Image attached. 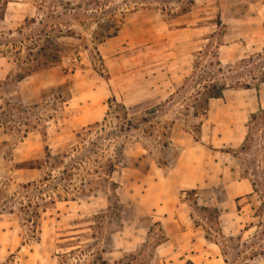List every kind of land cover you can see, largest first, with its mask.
<instances>
[{
  "label": "rangeland",
  "instance_id": "rangeland-1",
  "mask_svg": "<svg viewBox=\"0 0 264 264\" xmlns=\"http://www.w3.org/2000/svg\"><path fill=\"white\" fill-rule=\"evenodd\" d=\"M194 1L183 14L189 0L9 3L0 33L53 12L67 34L61 43L76 48L79 59L21 80L7 77L12 65L0 59L2 96L38 105L25 115L35 126L27 133L0 128V264H225L220 245L232 236L263 250L248 264H264V0ZM114 28L116 35L105 37ZM213 83L225 84L223 98L207 100ZM62 95L68 100L61 104ZM114 102L135 116L151 111L148 121L120 129ZM170 131L199 141L198 177L210 169L212 142H237L218 157L253 189L221 204L219 226L214 200L203 210L187 199L180 180L186 158L172 159ZM73 148L98 150L103 161L120 149L110 181H99L94 156L76 164L80 169L71 166L68 179L52 180L49 173L60 169L47 165L29 168L47 152L77 154ZM206 183L201 195L209 200L211 179ZM166 199L167 217L154 221L162 216L153 215L154 206ZM181 202L190 207L187 220L176 219Z\"/></svg>",
  "mask_w": 264,
  "mask_h": 264
},
{
  "label": "trees",
  "instance_id": "trees-1",
  "mask_svg": "<svg viewBox=\"0 0 264 264\" xmlns=\"http://www.w3.org/2000/svg\"><path fill=\"white\" fill-rule=\"evenodd\" d=\"M12 1L14 0H0V21L4 20L8 5ZM189 3V6H180V14L189 12L195 4V1L189 0ZM58 17L59 16L53 12H47L44 17H41L40 19L35 17L26 18L25 25L18 28L15 32L10 30L7 33H0V59H6V62L12 65L11 72L7 77L13 75L18 80H21L33 74L60 66L63 64L65 58L69 59L71 65L75 63V60L79 59V52L76 48L74 49L61 43L60 39L67 34H63L64 30L56 21ZM118 30V28H114L112 31H109L105 37L116 35ZM67 33L68 36H71L74 34V31L69 29ZM97 35L99 36L100 33H97ZM95 39L98 38L96 37ZM2 86L3 80L0 79V128L4 131H10L13 133H20L22 129L27 133L30 129L35 128L34 124H32L30 120H27L28 118L25 115L31 114L30 110L37 108L38 105L25 107L5 99L1 93ZM209 87L207 88V100L210 98L223 97V92L226 89L225 84L219 85L213 83L209 85ZM59 98H61L59 100L61 104L68 100V96L66 95H62ZM113 109L118 120L122 122L120 129L137 128L143 123L145 124V122L148 121V116L151 114V111H149L143 116L131 115L127 111L126 106L120 102H114ZM13 110H18L20 114L12 112ZM207 110L208 108L205 107L204 114L208 112ZM24 117L26 120H24ZM38 121L39 123H42V118H38ZM166 128L167 126L165 129ZM99 130L103 131L104 128H99ZM163 136H166V132L163 133ZM99 140L100 137L97 136L90 142V144L97 146ZM168 144L169 142L165 140L163 146L166 148L168 147ZM45 148L48 150L47 146ZM76 148H73L72 150L77 152L78 150ZM160 151L164 157H166L165 150L161 149ZM119 152L120 149L117 148L114 152V157H107L104 161L103 158L106 157L105 154L98 152V150H93L90 155L81 152L74 154L70 153V151H66L54 156L50 152H47V159L44 160V162H40L37 166L30 165L29 168L37 167L41 169L43 168V165H47L49 168H52V170L60 169L58 170L59 174L56 176H52L51 173H49L52 180L57 181L61 178L68 179L72 175L71 166L80 169L76 164L82 165L83 158H91L94 156L97 164H99V167L97 166V170L95 171L103 174V176H98L99 181L109 182L116 170ZM67 158H69V161H66ZM162 164H167V158H165ZM46 181H49V179L46 178ZM50 182L54 187V181ZM111 184L115 191L118 184L116 182H111ZM34 185L36 189L39 187V184ZM186 193L188 200L193 198V204L195 207H199L203 210L209 208V206L206 205H199L196 197L197 191L195 189L186 190ZM50 202H54V200L52 199ZM214 211V218L219 226V210L216 205L214 206ZM218 233L223 235L221 229H218ZM253 247V243L246 240L242 241L240 236H232L226 240L225 245H220L225 264H248L249 259L254 258L259 254H263V250H258ZM64 257L68 258L66 255ZM239 260H241L242 263H240Z\"/></svg>",
  "mask_w": 264,
  "mask_h": 264
},
{
  "label": "crops",
  "instance_id": "crops-1",
  "mask_svg": "<svg viewBox=\"0 0 264 264\" xmlns=\"http://www.w3.org/2000/svg\"><path fill=\"white\" fill-rule=\"evenodd\" d=\"M223 98V97H221ZM220 99V98H218ZM210 112H213V107L210 109ZM219 110L216 111L215 114V120L218 118ZM211 118V117H210ZM218 124L216 123L217 128ZM169 135L171 133L168 132ZM170 140V150H172L173 156L172 159L175 160L180 154L183 153L185 156V160L183 161V169L181 172L180 180H182V186L184 187V190H192L195 189L197 191L196 197L199 205L207 204L208 201L214 200L212 203H214L219 210V219H221L223 216H221V204L226 202L227 199L230 201H241L243 198L246 197V195L251 196V191L253 189L252 183L249 181L248 178H239L238 171L236 169H232V166L228 164L227 158H225L223 161L218 157L219 153H225L226 151H223L222 149L226 147V145L234 147L237 146V142H224V139L221 137V140H218L216 142H212L213 144L210 145V147L207 148L209 154L211 155L210 158H208V162L211 163L210 169L205 171V174H202V176L198 177V172L196 171L197 164L196 158L198 159L199 153L197 149L199 148L196 144L199 143V141L190 140L188 137L183 136V134H178L176 137H171ZM185 146V147H184ZM205 148V147H204ZM229 154V152H227ZM224 157V156H223ZM170 160L169 165L172 166V161ZM163 172H166L164 170ZM173 173V170L171 171ZM164 174V173H163ZM211 179V188L212 191L210 193L209 200L205 197H202L201 195V189H202V182L207 184L208 180ZM216 186V188H215ZM182 189V188H181ZM162 194H166L167 192H162ZM221 194V196H220ZM162 200L158 204V206H154L153 208V215H157L158 213L162 212V216H154V221H162V218L165 219L166 212L168 211L169 207L168 204H166ZM185 202H181L179 205L176 206L178 209L177 211V218L181 220V216L187 220V218H190L189 214V206H185ZM185 207L187 209V213L185 211ZM179 214L181 216H179ZM200 237L199 235L197 236Z\"/></svg>",
  "mask_w": 264,
  "mask_h": 264
}]
</instances>
